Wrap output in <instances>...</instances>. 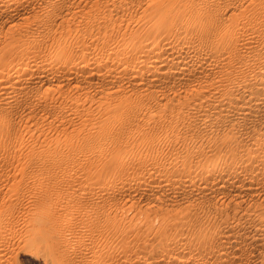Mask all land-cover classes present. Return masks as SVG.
Listing matches in <instances>:
<instances>
[{
	"label": "bare ground",
	"instance_id": "1",
	"mask_svg": "<svg viewBox=\"0 0 264 264\" xmlns=\"http://www.w3.org/2000/svg\"><path fill=\"white\" fill-rule=\"evenodd\" d=\"M0 264H264V0H0Z\"/></svg>",
	"mask_w": 264,
	"mask_h": 264
}]
</instances>
